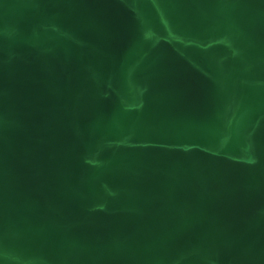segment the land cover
<instances>
[{
  "label": "water",
  "instance_id": "95a60500",
  "mask_svg": "<svg viewBox=\"0 0 264 264\" xmlns=\"http://www.w3.org/2000/svg\"><path fill=\"white\" fill-rule=\"evenodd\" d=\"M0 264H264V0H0Z\"/></svg>",
  "mask_w": 264,
  "mask_h": 264
}]
</instances>
